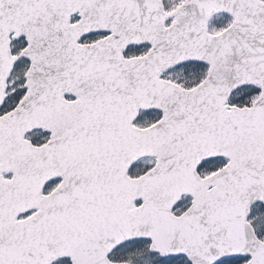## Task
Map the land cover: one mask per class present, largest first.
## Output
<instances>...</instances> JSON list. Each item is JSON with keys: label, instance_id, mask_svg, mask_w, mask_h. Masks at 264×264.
I'll use <instances>...</instances> for the list:
<instances>
[{"label": "snow or ice", "instance_id": "1", "mask_svg": "<svg viewBox=\"0 0 264 264\" xmlns=\"http://www.w3.org/2000/svg\"><path fill=\"white\" fill-rule=\"evenodd\" d=\"M0 264H264V0H0Z\"/></svg>", "mask_w": 264, "mask_h": 264}]
</instances>
